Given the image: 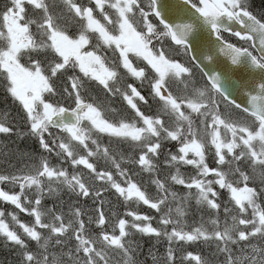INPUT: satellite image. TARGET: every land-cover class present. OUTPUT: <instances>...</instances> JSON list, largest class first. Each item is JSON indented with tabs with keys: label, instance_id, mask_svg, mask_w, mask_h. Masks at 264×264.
Listing matches in <instances>:
<instances>
[{
	"label": "snow or ice",
	"instance_id": "6c2138e0",
	"mask_svg": "<svg viewBox=\"0 0 264 264\" xmlns=\"http://www.w3.org/2000/svg\"><path fill=\"white\" fill-rule=\"evenodd\" d=\"M241 68L250 78L237 82ZM0 87L22 121L0 114V134L31 137L41 153L26 169L0 171V201L14 206L0 207V237L18 250L19 264H141L135 233L167 240L163 257L149 250L153 264H176L173 242L201 241L214 243L219 264H264V5L7 0ZM117 102L122 110L109 117L105 105ZM181 166L196 174L185 177ZM65 190L67 212L63 203L44 208ZM108 195L156 216L120 214ZM81 198L93 201V214ZM193 199L211 216L189 227ZM185 260L210 264L192 251Z\"/></svg>",
	"mask_w": 264,
	"mask_h": 264
},
{
	"label": "trees",
	"instance_id": "16d2710c",
	"mask_svg": "<svg viewBox=\"0 0 264 264\" xmlns=\"http://www.w3.org/2000/svg\"><path fill=\"white\" fill-rule=\"evenodd\" d=\"M2 0H0V3ZM253 7L256 10H259L262 5H264V0H252ZM117 108L120 109L119 103H112L105 105V109L107 112V115L109 117L112 116L111 109ZM4 112H8L11 117H17L16 123L18 126L22 128V121L19 120L17 116V105L13 104V102L10 99L5 98L3 88L0 87V114H3ZM102 142L107 144L109 143L107 137H102ZM175 151V148L173 147V144H166L164 151L167 153L168 151ZM41 153L37 151V145L34 142V139L31 137L24 138L19 137L16 135H13L11 137H5L3 134H0V171H10L13 169H26L27 166L36 163L38 160V157ZM43 155L47 156V153H43ZM127 155V151H126ZM29 157H33L34 159H30ZM162 159V158H161ZM95 162V161H94ZM100 164H103V161H99ZM83 168V166H81ZM133 171H138L137 168H133ZM181 173L185 176H193L195 175V170L192 168V166H181L180 167ZM85 175H87V170L84 169ZM167 172H175V168H170L164 171V174ZM138 180H141L144 185L148 188L149 192L154 193V186L150 185L149 180L150 177L147 173H140L137 176ZM10 187V186H9ZM7 190V189H6ZM175 190L183 192L185 189L182 186H175ZM195 191V190H193ZM30 195V193H29ZM226 198V197H225ZM72 201H75V197H71ZM106 200H110L112 205V210L123 214L127 209H138L141 213L149 214L152 216H156L154 211H150L147 206L137 205L133 201L124 202L122 199H117L115 195H108L105 197ZM70 200L69 195L66 193V190L64 193L61 194V196L57 198H45L43 201L44 208H51L54 204H61L63 203L64 208L63 210L67 212L68 210V202ZM79 206L86 211L87 214H93V201L85 198H81L79 200ZM0 207L6 208L8 212H12L14 210V206L12 205H6L3 201H0ZM172 207L174 208L175 205L173 204ZM106 211H108V206L106 205ZM18 212V210H16ZM203 216L204 220H208L211 216L210 211L203 206H197L195 203V200L193 199L191 201L190 210L188 212V215L184 218L187 225L189 227L197 225L201 217ZM18 217L21 222L24 223H31L33 218L27 216L25 213H19ZM86 218V217H85ZM112 220L109 221V226L112 224ZM6 223L9 224L10 227L15 228L17 231H19V228L17 225L14 224V222L11 220V217H6ZM153 226H156L155 219L153 220ZM136 242H138L143 249V255L139 256V260L141 261V264H153V261L150 256H148V252L151 249V251L160 256L163 257L166 255V251L168 248V242L164 238H160L159 241H157V238L152 236L149 237L147 235H142L140 233H135L132 237ZM32 247H35V242H32ZM172 247L175 249V254L177 257L176 264H181V257L186 254L187 251H192L196 254H200L205 259L209 260L210 264H219L220 260L223 259L222 256H219L216 254V249L214 243L209 244L205 243L203 241L193 243V244H178L176 242H173ZM0 264H19V254L18 250L14 251L13 248L5 243L2 237H0ZM183 264H196L195 261H183Z\"/></svg>",
	"mask_w": 264,
	"mask_h": 264
},
{
	"label": "water",
	"instance_id": "95a60500",
	"mask_svg": "<svg viewBox=\"0 0 264 264\" xmlns=\"http://www.w3.org/2000/svg\"><path fill=\"white\" fill-rule=\"evenodd\" d=\"M233 27L238 29L240 26L238 24H234ZM205 35H207V31L206 30H205ZM219 59H220L221 62L227 61V63L230 64V61H228L227 58L224 57V56H220ZM232 67H236V66H232ZM232 76H233V80H235L237 82L245 81V80H248L250 78L249 72L244 70V69H242V68L239 71L233 73ZM226 86L230 87L231 84L229 82H226ZM237 99L240 100V99H242V97H240L238 95Z\"/></svg>",
	"mask_w": 264,
	"mask_h": 264
},
{
	"label": "rangeland",
	"instance_id": "374dc122",
	"mask_svg": "<svg viewBox=\"0 0 264 264\" xmlns=\"http://www.w3.org/2000/svg\"><path fill=\"white\" fill-rule=\"evenodd\" d=\"M7 2V0H2V2L0 3V8L3 7V5ZM138 83V82H137ZM93 95H95V93H93ZM102 95V94H101Z\"/></svg>",
	"mask_w": 264,
	"mask_h": 264
},
{
	"label": "flooded vegetation",
	"instance_id": "af4514ba",
	"mask_svg": "<svg viewBox=\"0 0 264 264\" xmlns=\"http://www.w3.org/2000/svg\"><path fill=\"white\" fill-rule=\"evenodd\" d=\"M82 2L87 3V0H82ZM56 3H59V0H56Z\"/></svg>",
	"mask_w": 264,
	"mask_h": 264
}]
</instances>
